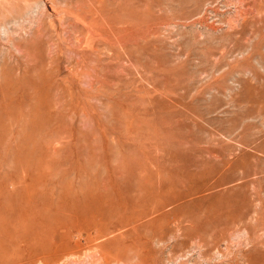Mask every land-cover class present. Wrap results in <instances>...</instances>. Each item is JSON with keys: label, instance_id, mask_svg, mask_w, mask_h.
Listing matches in <instances>:
<instances>
[{"label": "rangeland", "instance_id": "1", "mask_svg": "<svg viewBox=\"0 0 264 264\" xmlns=\"http://www.w3.org/2000/svg\"><path fill=\"white\" fill-rule=\"evenodd\" d=\"M0 264H264V0H0Z\"/></svg>", "mask_w": 264, "mask_h": 264}]
</instances>
